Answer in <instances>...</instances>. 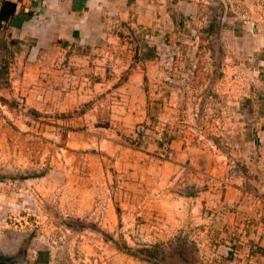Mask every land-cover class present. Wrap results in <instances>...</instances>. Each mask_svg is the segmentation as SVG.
I'll use <instances>...</instances> for the list:
<instances>
[{
	"label": "crops",
	"instance_id": "obj_1",
	"mask_svg": "<svg viewBox=\"0 0 264 264\" xmlns=\"http://www.w3.org/2000/svg\"><path fill=\"white\" fill-rule=\"evenodd\" d=\"M5 1L14 4V12L0 23V32L8 41L14 73L41 76L48 92L65 96L91 93L80 82L88 75L96 89L90 95L99 96L98 89L106 93L111 107L107 103L104 109L110 119L115 112L128 121L124 125L153 127L156 151L161 138L169 139L168 158L149 154L161 165V181L166 174L169 186L185 187L176 191L185 197L174 194L170 202L177 219L161 213L171 227L159 238L177 240L171 248L176 256L166 264H264V120L250 117V105L230 103L229 96L223 100L229 87L218 79L221 67L217 71L218 66L206 65L200 88L192 75L198 59L192 54L197 45L192 32L201 26L194 19L205 4L218 8V21L209 23L207 31L216 36L212 48L219 62L223 48L239 44L227 37L235 29L219 18L222 0ZM184 45L191 51L179 61L188 63L189 71L177 72V53ZM148 49L150 57L145 56ZM153 91L157 103L146 100ZM153 105L159 113L152 126ZM94 107L99 109L98 100ZM171 114L183 117L187 125L180 126ZM214 114L219 122L212 120ZM202 118L208 122L198 135Z\"/></svg>",
	"mask_w": 264,
	"mask_h": 264
},
{
	"label": "rangeland",
	"instance_id": "obj_2",
	"mask_svg": "<svg viewBox=\"0 0 264 264\" xmlns=\"http://www.w3.org/2000/svg\"><path fill=\"white\" fill-rule=\"evenodd\" d=\"M221 10L222 24L235 29L227 37L236 38L239 44L223 48L219 62L212 48L216 36L207 31L208 24L217 20L218 8L205 4L199 13L202 17L194 19L201 26L192 32L197 43L192 54L198 58L192 75L198 77L200 88L206 81L203 68L213 64L219 71L221 67L218 79L229 87L223 100L229 96L230 103L250 105L254 115L250 117L264 120V0H222ZM2 33L0 259L6 264H166L167 258L176 256L171 248L177 240L159 238L161 232L167 236L170 230L161 213L168 220L177 219L170 202L185 187L169 186L166 174L161 181V165L149 154L158 152L160 157L162 144L169 145V139L159 136L162 144L156 151L153 127L124 125L128 121L124 123L115 112L110 119L104 109L109 102L106 93L98 89L100 95L91 96L96 89L88 75L80 82L91 93L65 96L48 92L47 80L41 76L14 73ZM187 51L191 49L184 45L177 53V72L189 71L188 63L180 62L184 54H190ZM151 54L148 49L145 56ZM149 92L146 100L157 103L154 91ZM97 100L99 109L95 110ZM149 113L153 126L159 112L153 105ZM214 115L212 120L219 122L220 117ZM171 116L174 121L176 115ZM179 116L175 119L186 126ZM207 122L200 120L202 133Z\"/></svg>",
	"mask_w": 264,
	"mask_h": 264
},
{
	"label": "trees",
	"instance_id": "obj_3",
	"mask_svg": "<svg viewBox=\"0 0 264 264\" xmlns=\"http://www.w3.org/2000/svg\"><path fill=\"white\" fill-rule=\"evenodd\" d=\"M14 12V4L5 0L0 1V23L6 22ZM7 63V62H6ZM6 63L3 68H6ZM0 264H6L4 259H0Z\"/></svg>",
	"mask_w": 264,
	"mask_h": 264
},
{
	"label": "built area",
	"instance_id": "obj_4",
	"mask_svg": "<svg viewBox=\"0 0 264 264\" xmlns=\"http://www.w3.org/2000/svg\"><path fill=\"white\" fill-rule=\"evenodd\" d=\"M30 2V1H34V0H16L17 3H21V2ZM181 120H178V123L180 124ZM184 124H187L185 121H183ZM197 133L201 135L202 131L201 129L197 130ZM169 155V145L167 143H163L162 144V150H161V157H167Z\"/></svg>",
	"mask_w": 264,
	"mask_h": 264
}]
</instances>
